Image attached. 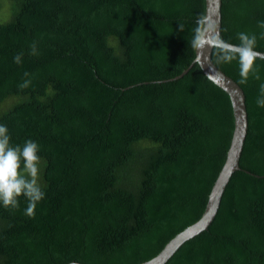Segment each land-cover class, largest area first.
<instances>
[{"label": "trees", "instance_id": "16d2710c", "mask_svg": "<svg viewBox=\"0 0 264 264\" xmlns=\"http://www.w3.org/2000/svg\"><path fill=\"white\" fill-rule=\"evenodd\" d=\"M12 2L0 21V124L11 144L40 145L45 197L34 217L23 196L18 210L0 204V264L150 259L202 215L234 129L229 94L194 61L205 0ZM261 21L264 0H222L224 40L255 34L264 52ZM216 53L246 96L242 169L208 228L164 264H264V58L261 79L241 84L238 60Z\"/></svg>", "mask_w": 264, "mask_h": 264}, {"label": "clouds", "instance_id": "9594fccd", "mask_svg": "<svg viewBox=\"0 0 264 264\" xmlns=\"http://www.w3.org/2000/svg\"><path fill=\"white\" fill-rule=\"evenodd\" d=\"M180 30H184V25L180 23ZM259 27L264 29V21L259 22ZM264 39V32L260 35ZM239 44H232L225 41L221 35L218 25L209 22L207 16L200 15L196 20L191 47L198 52H202L206 47L215 48L216 62L231 63L238 60L240 83L245 84L249 78L260 80V68L256 64L257 59L262 58L256 51L257 36L245 32L238 33ZM31 54L39 55L37 44L31 45ZM23 53H18L14 57L16 64L22 63ZM201 61V56L197 55L196 62ZM25 79L19 85L21 89H26L31 85V74L24 73ZM260 96L256 103L258 107H264V83L260 84ZM10 135L6 125L0 124V204L6 209L18 210L19 198L23 196L28 204L25 215L35 216L37 204L45 197V193L39 183L40 145L32 140H27L22 146L10 143Z\"/></svg>", "mask_w": 264, "mask_h": 264}, {"label": "water", "instance_id": "95a60500", "mask_svg": "<svg viewBox=\"0 0 264 264\" xmlns=\"http://www.w3.org/2000/svg\"><path fill=\"white\" fill-rule=\"evenodd\" d=\"M205 3V16H207L209 22H214L218 25L221 35L222 0H205ZM256 51L264 58L263 51ZM212 52L213 48L211 47H206L202 52H198L196 50V57L197 55L201 56V61L198 63L205 74L216 84L222 87L229 94L231 99L234 114V129L229 148L227 150L226 159L211 188L206 207L200 218L179 231L155 256L142 261L139 264H164L186 240L208 228L218 211L222 195L232 173L236 170L242 169L240 166V157L248 129V112L245 92L241 85L233 77L226 74L215 64L212 58ZM196 57L194 59L195 62ZM186 71L187 69L184 72ZM179 76L180 75H177L176 77ZM65 264L86 263L71 261Z\"/></svg>", "mask_w": 264, "mask_h": 264}, {"label": "rangeland", "instance_id": "374dc122", "mask_svg": "<svg viewBox=\"0 0 264 264\" xmlns=\"http://www.w3.org/2000/svg\"><path fill=\"white\" fill-rule=\"evenodd\" d=\"M13 9L12 0H0V21H5L11 15Z\"/></svg>", "mask_w": 264, "mask_h": 264}]
</instances>
